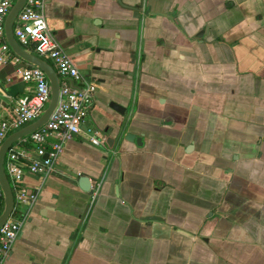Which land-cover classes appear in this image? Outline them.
<instances>
[{
    "label": "crops",
    "instance_id": "crops-1",
    "mask_svg": "<svg viewBox=\"0 0 264 264\" xmlns=\"http://www.w3.org/2000/svg\"><path fill=\"white\" fill-rule=\"evenodd\" d=\"M43 15L95 85L82 126L101 140L74 135L44 179L24 173L36 199L1 264H264V0H43ZM10 56L0 119L32 92Z\"/></svg>",
    "mask_w": 264,
    "mask_h": 264
},
{
    "label": "built area",
    "instance_id": "built-area-1",
    "mask_svg": "<svg viewBox=\"0 0 264 264\" xmlns=\"http://www.w3.org/2000/svg\"><path fill=\"white\" fill-rule=\"evenodd\" d=\"M15 0H0V39L4 38V19ZM12 34L22 48L50 61L58 78V102L47 121L36 130L13 143L3 158V169L12 194L13 207L0 226V264L16 239L29 208L36 199V191L23 184L25 172L44 179L52 170L63 143L72 136L84 133L87 140L100 144L101 134L89 125L82 126L94 100L95 85L85 80L72 60L52 38L43 15V0H24L12 24ZM10 48L0 42V63L11 59ZM20 79L31 83L32 92L13 100L10 116L0 119V143L12 130L36 119L49 98L47 79L36 66L25 64L18 70ZM100 183L90 186V198L99 190ZM2 195L0 191V209Z\"/></svg>",
    "mask_w": 264,
    "mask_h": 264
},
{
    "label": "water",
    "instance_id": "water-1",
    "mask_svg": "<svg viewBox=\"0 0 264 264\" xmlns=\"http://www.w3.org/2000/svg\"><path fill=\"white\" fill-rule=\"evenodd\" d=\"M23 2L24 0H15L5 16L3 27L5 42L16 56H18L20 59L27 62L28 64L36 66L42 70L49 85V98L43 111L36 119L10 132L0 143V191L2 195V203L0 209V226L9 216L13 207L12 194L3 169L4 155L13 143H15L23 136L29 134L30 132L36 130L38 127L42 126L47 121L51 113L54 111L58 102V78L52 66L46 60L36 56L35 54L27 52L16 42L13 37L12 24L17 12L23 5ZM130 137V134L125 135V138ZM77 185L83 191L87 192L88 194L90 193V182L88 177L83 175L78 176Z\"/></svg>",
    "mask_w": 264,
    "mask_h": 264
},
{
    "label": "trees",
    "instance_id": "trees-1",
    "mask_svg": "<svg viewBox=\"0 0 264 264\" xmlns=\"http://www.w3.org/2000/svg\"><path fill=\"white\" fill-rule=\"evenodd\" d=\"M47 61V60H46ZM15 144V143H14Z\"/></svg>",
    "mask_w": 264,
    "mask_h": 264
}]
</instances>
